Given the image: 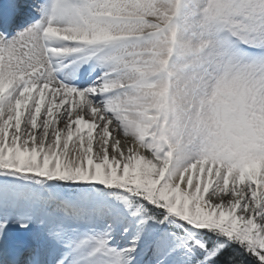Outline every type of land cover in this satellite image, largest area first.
Instances as JSON below:
<instances>
[{
	"label": "snow or ice",
	"instance_id": "1",
	"mask_svg": "<svg viewBox=\"0 0 264 264\" xmlns=\"http://www.w3.org/2000/svg\"><path fill=\"white\" fill-rule=\"evenodd\" d=\"M0 264H264V0H0Z\"/></svg>",
	"mask_w": 264,
	"mask_h": 264
}]
</instances>
